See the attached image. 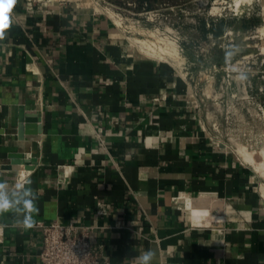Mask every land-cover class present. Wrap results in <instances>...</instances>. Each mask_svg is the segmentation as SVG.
<instances>
[{"label":"crops","instance_id":"0c3cea01","mask_svg":"<svg viewBox=\"0 0 264 264\" xmlns=\"http://www.w3.org/2000/svg\"><path fill=\"white\" fill-rule=\"evenodd\" d=\"M10 16L0 180H31L36 222L91 226L110 264L147 250L152 264H264L251 169L205 131L173 65L133 46L88 0H15ZM0 224V262L39 264L41 229L10 214Z\"/></svg>","mask_w":264,"mask_h":264},{"label":"rangeland","instance_id":"374dc122","mask_svg":"<svg viewBox=\"0 0 264 264\" xmlns=\"http://www.w3.org/2000/svg\"><path fill=\"white\" fill-rule=\"evenodd\" d=\"M88 2L111 17L133 46H151L155 52L147 55L164 56L158 60L180 72L191 86L205 131L251 169L264 198L263 0ZM212 28L222 30L213 36ZM241 73L243 80L237 78Z\"/></svg>","mask_w":264,"mask_h":264},{"label":"built area","instance_id":"2783aa9c","mask_svg":"<svg viewBox=\"0 0 264 264\" xmlns=\"http://www.w3.org/2000/svg\"><path fill=\"white\" fill-rule=\"evenodd\" d=\"M25 1L27 4L36 5L50 3L54 0ZM91 9L99 12L93 6ZM109 18L111 19V17ZM98 212L100 214L105 213L101 205H99ZM35 225L41 229L39 264H110L103 245L93 242L91 238L93 228L91 226L72 222L60 224L56 221L48 223L38 221ZM2 235L3 231L0 233V241ZM0 264L4 263L0 262Z\"/></svg>","mask_w":264,"mask_h":264},{"label":"clouds","instance_id":"9594fccd","mask_svg":"<svg viewBox=\"0 0 264 264\" xmlns=\"http://www.w3.org/2000/svg\"><path fill=\"white\" fill-rule=\"evenodd\" d=\"M14 3L15 0H0V39L12 23L10 13ZM227 55L231 57L232 53L228 52ZM233 71L237 69L234 68ZM237 78L243 80L245 76L241 73ZM31 183V180L25 179L10 186L6 181L0 180V217L5 214L12 215L15 224L24 229H30L35 225L34 215L39 212L36 204L37 195L30 186ZM4 227L5 225L0 224V233ZM155 256L156 253L153 250H147L135 258V264H152Z\"/></svg>","mask_w":264,"mask_h":264},{"label":"bare ground","instance_id":"6f19581e","mask_svg":"<svg viewBox=\"0 0 264 264\" xmlns=\"http://www.w3.org/2000/svg\"><path fill=\"white\" fill-rule=\"evenodd\" d=\"M245 2L246 0H234V3L235 4H238V3H241V2ZM237 6V5H236ZM139 50H141L142 52H144L145 54H153L152 52H155L152 48H151V46H149V45H147V44H144V48L142 47V46H139V48H138ZM161 50L164 52L163 54H165L166 53V55H173L174 54V52L175 51H172L171 49H169V48H165L164 50H163V48H160V52H161ZM176 53V52H175ZM156 55H158V53H155ZM154 54V55H155ZM175 56H176V54H174ZM174 55H173V57H174ZM163 57L164 56H162V57H159V58H157V59H163ZM172 57V56H171ZM206 203V201H201V200H199V201H197L196 203H191V205L193 206H197V204H198V207L200 206V205H202V204H205Z\"/></svg>","mask_w":264,"mask_h":264},{"label":"trees","instance_id":"16d2710c","mask_svg":"<svg viewBox=\"0 0 264 264\" xmlns=\"http://www.w3.org/2000/svg\"><path fill=\"white\" fill-rule=\"evenodd\" d=\"M221 28H216V29H211V33H212V35L213 36H218V33H220L221 32Z\"/></svg>","mask_w":264,"mask_h":264}]
</instances>
